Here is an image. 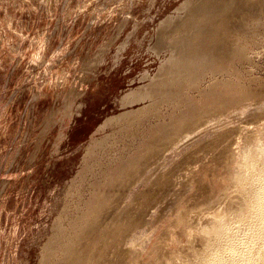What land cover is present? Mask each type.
Instances as JSON below:
<instances>
[{
  "label": "rangeland",
  "instance_id": "1",
  "mask_svg": "<svg viewBox=\"0 0 264 264\" xmlns=\"http://www.w3.org/2000/svg\"><path fill=\"white\" fill-rule=\"evenodd\" d=\"M262 184L264 0H0V264H198Z\"/></svg>",
  "mask_w": 264,
  "mask_h": 264
},
{
  "label": "bare ground",
  "instance_id": "2",
  "mask_svg": "<svg viewBox=\"0 0 264 264\" xmlns=\"http://www.w3.org/2000/svg\"><path fill=\"white\" fill-rule=\"evenodd\" d=\"M187 2V1H186ZM190 2V1H188ZM207 53H211L210 51H207ZM206 54V53H205ZM204 55L206 58L209 55ZM175 63V64H174ZM170 72L167 74L168 79L164 82V85H168V86H172L176 89L179 88V86L174 85L173 84H177L178 82H180V78H182L185 75L190 74V63L185 60L182 59H178L175 60ZM184 83V82H183ZM162 84V83H161ZM179 84V83H178ZM184 85V84H183ZM185 86V85H184ZM217 87V86H216ZM182 90V89H181ZM217 91V90H216ZM177 95V93H176ZM181 95V94H180ZM179 95V96H180ZM184 96V95H183ZM182 97V95H181ZM180 97V100H181ZM176 98V97H175ZM184 98V97H183ZM176 103V102H175ZM178 103V101H177ZM181 103V102H180ZM179 105V104H178ZM192 109V108H191ZM194 109V107H193ZM192 109V110H193ZM188 113V112H187ZM133 115V114H130ZM188 115V114H187ZM188 117V116H186ZM157 145V144H156ZM156 153V152H155ZM255 153V152H254ZM252 157V156H251ZM256 161V160H255ZM264 185V184H262ZM261 187V186H260ZM222 201V200H221ZM253 207H254V212L259 215H261L260 213L264 214V187L259 189V190H255L254 191V201H253ZM200 212V211H199ZM200 214V213H199ZM264 216V215H263ZM263 219V218H262ZM89 220V219H88ZM87 220V221H88ZM85 221V220H84ZM84 221L82 223H84ZM88 223V222H87ZM85 225V224H84ZM93 225V224H92ZM218 225V224H217ZM215 225V226H217ZM214 226V227H215ZM84 227V226H83ZM253 227L256 231L261 232L263 231L262 235L259 236L262 240L257 243L254 246H250L247 243L248 240V236H236V235H231L230 239H223L221 238L218 234L219 232H217L218 228L214 229L212 226V229H214V240L208 242L206 245L209 247L206 251V256L205 258H202L200 260H198V264H264V220L262 221L261 219H259L258 217H254L253 218ZM81 228V226H80ZM99 228V227H98ZM83 229V228H81ZM104 229V228H103ZM122 229V228H121ZM119 229V230H121ZM79 230V229H77ZM88 230V229H87ZM84 231V230H83ZM123 231V230H122ZM125 231V230H124ZM245 231V230H244ZM71 232V231H70ZM119 232V231H118ZM210 232L213 233V231L210 230ZM73 233V231H72ZM125 233V232H124ZM123 233V234H124ZM172 233V232H171ZM95 235V233H93ZM118 234V233H116ZM115 234V235H116ZM209 234V233H208ZM238 234V233H237ZM242 234V233H241ZM63 235V234H61ZM212 235V234H211ZM60 236V235H59ZM65 236V235H64ZM67 236V235H66ZM70 236V235H69ZM117 236V235H116ZM119 236V235H118ZM210 236V235H209ZM56 237H58L56 235ZM55 237V238H56ZM76 237V236H75ZM74 237V238H75ZM98 237V236H96ZM109 237V236H108ZM54 238V239H55ZM92 238V237H91ZM105 238V237H104ZM103 238V239H104ZM208 238V237H207ZM212 238V239H213ZM209 239V238H208ZM69 240V239H68ZM113 240V238H112ZM115 240V238H114ZM211 240V239H210ZM241 240L244 242V244L240 245L239 242L241 243ZM254 240V239H253ZM110 241V240H109ZM208 241V240H206ZM108 242V240H107ZM106 242V243H107ZM118 242V241H117ZM71 243V242H69ZM79 243V242H78ZM96 243V242H95ZM104 243V242H103ZM206 243V242H205ZM65 244V243H64ZM97 244V243H96ZM105 244V243H104ZM112 244V243H111ZM115 244V243H113ZM122 244V243H121ZM88 245V244H87ZM108 245V244H107ZM70 246V245H69ZM85 246V245H83ZM114 246V245H113ZM73 247V245H72ZM55 248V247H54ZM59 248V247H57ZM61 248V247H60ZM59 248V249H60ZM75 248V247H74ZM102 248V247H101ZM100 248V249H101ZM106 248V246H105ZM110 248V247H109ZM114 248V247H112ZM117 248V247H116ZM84 250V249H83ZM49 251V250H48ZM54 251H57L54 250ZM85 251V250H84ZM91 251V250H89ZM61 252V251H60ZM88 252V251H86ZM101 251H99L100 253ZM53 252L48 253L47 255V259L51 256ZM56 253V252H55ZM54 253V254H55ZM79 253V252H78ZM98 253V252H97ZM115 253V252H113ZM126 253V252H125ZM57 254V253H56ZM59 254V253H58ZM88 254V253H87ZM123 254V253H122ZM69 255V254H68ZM72 255V254H71ZM90 255V254H89ZM101 255V254H100ZM86 256V255H85ZM115 256V255H114ZM124 256V255H123ZM63 257V256H62ZM77 257V256H76ZM81 257V255H80ZM90 257V256H89ZM105 259V256H103ZM113 257V256H112ZM204 257V256H203ZM60 258V257H58ZM68 258V257H67ZM85 257H83L84 259ZM96 258V257H93ZM46 259V260H47ZM50 259V258H49ZM82 259V258H81ZM97 259V258H96ZM101 260V259H100ZM49 261V260H48ZM51 261V260H50ZM53 261V260H52ZM86 261V260H85ZM94 262V261H93ZM99 262V261H98ZM50 263V262H49ZM97 263V262H96ZM103 263V262H102ZM108 263V262H107ZM84 264V263H83Z\"/></svg>",
  "mask_w": 264,
  "mask_h": 264
}]
</instances>
